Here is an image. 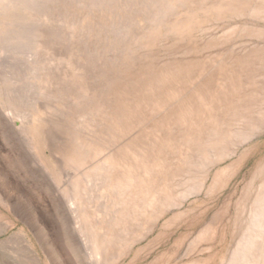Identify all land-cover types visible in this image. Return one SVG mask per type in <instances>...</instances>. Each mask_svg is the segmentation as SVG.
I'll return each mask as SVG.
<instances>
[{"label": "rangeland", "instance_id": "obj_1", "mask_svg": "<svg viewBox=\"0 0 264 264\" xmlns=\"http://www.w3.org/2000/svg\"><path fill=\"white\" fill-rule=\"evenodd\" d=\"M159 10L160 0H0V264H226L230 258L250 217L249 202L264 178V124L250 140L232 144L235 152L209 169L190 166L182 171L180 177L191 175L193 183L203 174L204 186L160 214L144 236L130 237L129 244V232L116 223L114 192L102 188L97 160L78 167L61 156L76 131L94 137L99 127L87 98L78 96L76 59L82 58L83 82L91 88H103L114 76L119 79L130 59L140 61L151 52L148 37L158 21L170 23L162 24L164 42L175 37L170 28L177 12L162 19L155 16ZM203 26L204 36L219 35L206 52L246 42V47L264 46L263 16L230 14ZM236 26L240 30L225 33ZM177 42L172 51L183 44ZM63 69L69 73L66 80ZM39 77L50 81L45 85ZM60 87L65 96L56 95ZM46 108L52 116L44 113ZM41 114L49 125L42 132L48 136L44 143L30 130ZM66 115L71 116L66 120ZM60 120L66 124L60 126ZM96 237L100 242H94Z\"/></svg>", "mask_w": 264, "mask_h": 264}, {"label": "bare ground", "instance_id": "obj_2", "mask_svg": "<svg viewBox=\"0 0 264 264\" xmlns=\"http://www.w3.org/2000/svg\"><path fill=\"white\" fill-rule=\"evenodd\" d=\"M171 11L178 14L170 28L175 31V37L164 42L163 31L166 26L162 24L170 23L158 21L148 37L151 52L147 57L140 61L130 59L127 69L124 70L125 74L119 79L114 76L113 80L105 82L103 88L95 84L91 88L88 81L83 82V60L75 55L78 58L74 75L80 80L76 81L80 84L78 96L82 94L87 98V108L97 119L99 127L94 137H86L77 131L73 135L70 133L66 147L63 146L65 151L61 148V156L64 155V158L67 157L78 167L97 160V165L102 168V188H111L114 192L113 198L119 204L115 219L121 229L129 232L126 233L129 235L128 244L130 237L133 239L144 236L165 210L180 204L184 198L204 186V181L201 180L204 178L203 174L193 183L190 182L191 175L180 177L182 171L188 170L190 166L209 169L235 152L232 144L248 140L264 124V46L252 44L246 47V42L242 44L244 46H226L206 52L209 43H213V39L219 35L211 33L204 36L201 33L204 30L203 25L215 17H228L230 14L264 17V0H160V10L155 12V16L163 19V14ZM141 12L143 13V9ZM206 28L208 30V25ZM240 28L241 26L229 28L231 30L227 29L225 33ZM262 32L264 33L263 30ZM177 41H182L183 44L172 51L171 48ZM60 72L64 80L69 78L66 69ZM49 79L39 77L38 81H45L46 85ZM58 92L55 93L59 97L65 96L64 87L59 94ZM42 93V97L47 94ZM63 105L65 106L64 102ZM47 109L44 110L46 115L50 114ZM40 116L42 118L39 115L34 116L30 130L39 143H44L48 136L45 135V138L42 132L48 125L45 119L50 116H44L45 119L42 114ZM66 116L67 120L71 115ZM61 120L60 126L66 124ZM51 124L56 125L53 122ZM55 127L57 128L54 126V129ZM67 135L70 136L69 133ZM31 139L33 140L32 137ZM28 141L30 142L29 139ZM39 148L42 151V146ZM79 178L81 180L83 177ZM249 204L250 215L246 213L250 217L243 226L245 228L235 244L236 247L230 251L231 255L226 264H264V178ZM93 240L95 243L100 242L97 237ZM33 251L36 255V251ZM119 253V256L123 255V251L119 250ZM36 257L39 260L38 255Z\"/></svg>", "mask_w": 264, "mask_h": 264}]
</instances>
